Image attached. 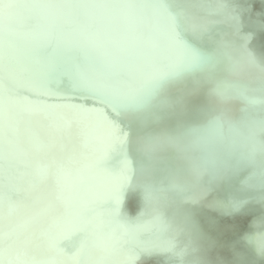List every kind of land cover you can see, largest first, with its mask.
I'll return each mask as SVG.
<instances>
[{"label":"bare ground","instance_id":"bare-ground-1","mask_svg":"<svg viewBox=\"0 0 264 264\" xmlns=\"http://www.w3.org/2000/svg\"><path fill=\"white\" fill-rule=\"evenodd\" d=\"M38 1L46 5L45 11L41 10L35 0H25L26 15L23 21H28V29L35 31L36 24H46L47 17H52L55 24L48 27L50 36L47 38L54 39L56 38L54 36L63 34L67 38L75 40L77 51H80L86 59L89 58V49L102 50L104 59L108 62L107 69L92 70L89 80L104 85L102 87L105 89L103 91L105 97L116 96L120 91H123L121 89L124 86H127L126 88L134 87L135 83H131V80H124V77H116L115 73H112L119 60L126 56L125 51L128 52L133 49L132 42L126 37V34H129L128 30L121 26L119 28L120 33H114L110 25L116 23V19L112 17L111 20L105 17L98 8L99 5L106 3L114 11L119 12L122 17L133 20L136 18L135 13L138 9L144 6L150 7L149 5L135 3L131 0H92L93 3L87 0ZM154 1L158 3L157 9L167 15L170 14L169 11H174V2L167 1L166 4L165 0ZM178 1L181 3L180 25H184L185 19L188 25H196L199 28L200 36H205L206 33L221 36L224 40H229L230 45L240 47L244 52H255L260 65L264 68V31L256 32L253 30L254 37L252 40L243 35H233L232 27H239L241 21H249L247 17L256 16L252 11H247L242 15L246 19L234 13V15L231 13L222 14L225 28L219 29L210 24L212 17L218 16L219 13L212 12L205 0ZM226 1L239 2L238 0ZM252 1L264 3V0ZM208 11L211 12L210 15L206 14L204 17L197 14L198 12L208 13ZM191 12L192 15H190ZM260 18L264 20V16ZM5 21L4 25L9 29L6 31L5 38L0 39V55L5 54L1 50V45L5 46L14 42L16 35L12 29H19L17 19L12 17L9 21L7 19ZM2 23V18H0V24ZM201 23L203 25L199 26ZM73 24L80 25L85 30L81 36L82 39L76 35H69L68 25L73 27ZM141 24L149 38L170 43L172 59L176 60L174 62L184 63L181 53L185 49L182 43L167 35L168 33L171 34L176 27V23L170 17L160 16L142 21ZM158 32L167 36L161 38ZM181 32L184 34L185 31ZM193 44L197 45V43ZM201 44L206 50L220 55L222 61L218 65L210 64V71L198 75L201 77L200 79L194 75L199 83L198 93L190 97L173 95L172 101L166 102L164 100L156 103L159 107V114L149 116L150 119L148 124L144 126V132L150 137L158 135L162 139L161 143L157 144L145 140L141 134L143 128L140 129L141 132L129 129L127 134L121 136L117 134L116 130L111 129L112 127H108L109 130L111 129L110 133L115 137V144L119 148L118 150L113 149L112 154V151L108 152L97 144L89 143L90 139L93 140L96 137L93 132H100L101 129L100 121L97 119L101 113L100 108H91L84 103L72 101L62 102L55 97L40 98L38 101L30 103L28 107H24L22 106L24 102L22 89L18 86L12 88L13 83L11 82L12 79L20 77V75L17 71L9 69L10 65L5 64L6 61H0V103L2 100L5 102L4 93L6 95L7 92H10L12 95V98L4 104V108L0 109V157L9 161L6 150L8 148L14 150L18 147L27 146L28 150L33 152L39 139H43L47 143L50 142L51 150L47 157L57 165L63 163L61 157L77 155L78 164L75 168L72 167L68 177L69 182L63 186L64 188L61 187L63 189L61 193L69 198L73 196V200L70 201L74 202L82 200L88 194H94L97 204L104 211L107 208H115L122 190L126 186L129 188V203L122 215L125 229H118L114 237L97 234V230L104 231V222L109 223L107 219L99 222L92 221L91 223L90 219H87L84 213L85 207L87 203L90 204L93 198L84 199L77 207L75 220L85 222L88 225L90 223L92 227L90 246H85L83 249V256L88 264H94L97 261H104L109 264H117L120 260L127 261L129 257L135 254V249L145 238L146 244L150 246L149 250L159 247L165 252L170 251L171 256L176 257L172 260V264H183L182 256L190 252L182 245L179 238H169L173 236L175 229L181 232V237L185 241V237H189L193 240L192 243L198 245L197 242L206 239L207 246L212 248L215 245L216 234L232 231L225 229L226 225L243 229L245 239L242 240L230 232L225 245L228 247L237 246L242 255L241 257H232L219 264H252L251 259L256 260L257 263L254 264L264 263V245L258 240H254L256 229L260 226L255 215L261 212L254 203L264 202L260 195H253L246 198L245 201L241 200L243 193L251 192L253 189L248 186L252 176L258 171L255 160L262 159L264 161V106H262L264 105V73H258L257 79L250 81L244 77V72L240 73L244 70L240 64L246 62L247 54L246 57L243 56L237 62H230V58L222 55L216 46L207 42L205 44L201 42ZM90 66H85L86 72ZM35 67L36 65H33L32 70L30 69L31 74L38 76L40 75L38 72H33ZM155 70H160L159 65L155 67ZM35 76L32 78L36 79ZM175 88L179 90L177 85ZM244 94L257 100L259 106L254 108L247 104L243 98ZM36 105L48 111L40 114ZM53 108L59 109L62 116L50 113L49 110ZM238 111H242L249 117L246 121H251L255 128L247 127L238 116ZM14 118L25 121L24 126L19 124L21 132L17 128L18 123H14ZM222 118L232 119L233 121L230 120V122L235 123L236 129L232 128L235 126L230 127L221 123ZM129 120L136 123L131 116H129ZM84 126L88 129L84 130ZM23 127H26L27 130H23ZM48 127L52 134L59 130L55 135H52L53 138L46 133ZM34 131L37 133L36 139L30 143L26 142L27 133ZM240 133L250 136V141L242 142L238 138ZM196 150L200 151V156L205 158L204 161L210 160L213 163L211 164L217 167L218 172L213 175L206 174L205 183H207L204 184L202 183V180L204 182L202 179L205 178L204 175L192 171L187 174L184 184L175 185L171 189L163 188L158 177L162 173L165 175L168 173L162 161L173 159L177 152L187 154ZM119 151L121 158L118 159L119 154L116 153ZM150 154L153 155L150 156ZM241 154L245 155L244 159L250 160L241 159L242 161L237 162V158ZM106 156L108 160H106ZM44 161L45 156L43 155L42 160H37L34 165L36 167L43 166ZM118 162H121L122 166L117 165ZM132 162L134 165H129ZM96 164L105 166L106 169L99 170L95 167ZM153 168L156 169L155 172H153ZM188 170L183 165L177 167V171L181 175ZM87 173L88 175L84 177L77 176V174ZM131 174L134 175L131 177ZM232 182L239 183L240 187L237 190L229 191ZM201 185H203L202 189L199 187ZM197 189L200 191V195L195 197L196 200L192 202V196L188 191L193 192ZM76 192L83 195L78 196ZM185 205H188L189 208H186ZM163 207L168 208V212L160 217L161 227H155L150 223L149 217L156 214L161 215L160 212ZM59 209L61 212L55 215L57 217L63 216L62 212H65L66 215L69 211L73 213L72 205H69L68 208L64 205ZM174 214H178L180 217L177 216L174 220L172 219ZM192 214L194 217L190 218ZM52 219H55L54 215L50 221ZM47 224H51V222ZM128 232L134 236L137 235V238L135 237V240L132 241V248L124 249L122 242L126 240ZM51 240L54 245L59 246L67 241V236L60 235ZM152 257L151 254H148L145 260L149 262ZM195 260L197 259L192 258L191 263L198 264L199 260H197L198 262ZM163 264L168 263L164 262Z\"/></svg>","mask_w":264,"mask_h":264},{"label":"water","instance_id":"water-1","mask_svg":"<svg viewBox=\"0 0 264 264\" xmlns=\"http://www.w3.org/2000/svg\"><path fill=\"white\" fill-rule=\"evenodd\" d=\"M87 1L92 2V0ZM131 1L145 3L146 6L149 5L150 7L144 6L138 9L135 13L136 18L133 20L122 17L119 12L114 11L106 3L99 5L100 7L98 8L105 17L111 20L113 19L112 17L116 19V23L113 21L114 24L110 25L114 33H120L119 28L121 26L128 30L129 34H125L133 45L132 50L125 51L127 53L126 56L119 60L112 73H115L116 77H124V80H131V83H135L134 87L126 88L127 86H124L121 89L123 91H120L116 96L105 97L103 92L105 89L102 87L104 85L96 83L91 79L89 80L92 70L107 69L108 62L104 59L102 50L89 49V58L86 59L80 51H77L75 40H71V38H67L63 34L54 36L56 37L54 39L47 38V36H50L48 27L55 24L52 17H47L46 24H36L34 27L35 31L30 30L28 29V21H23L26 15L25 0H0V18H2L3 22L0 24V39L5 38L6 31L9 29V27L4 25V21L6 19L9 21L12 17L18 20L17 27L19 29L11 28L16 35L14 42L5 46L1 45V50L5 54L0 55V61H6L7 63L5 64L10 65L9 69L17 71L20 75V77L12 79L11 82L13 83L12 88L18 86L23 91L24 102L22 106L28 107L30 103L38 101L40 98L55 97L62 102L72 101L80 104L84 103L91 108H100L101 113L97 119L100 121L99 125L101 129L100 132H93V134H96V137L93 140L90 139L89 143L97 144L108 152L112 151L111 154L113 153V149H119L115 144V137L110 133L111 129L116 130L117 134L124 136L129 129L141 132L140 129L143 128L141 134L145 140L157 144L161 143L162 139L158 135L150 137V135L144 132V126L148 124V120L150 119L149 116L159 114V107L156 103L164 100L166 102L172 101L171 99H174V96L190 97L198 93V79L201 78L198 75L204 74L208 70L210 71V64L218 65L222 61L220 55L218 56L206 50L201 42L204 44L207 42L216 46L222 55L230 58V62H237L238 59H242L243 56L246 57L247 54L248 58L246 57V62L240 64L243 66L242 69H244L240 73L244 72V77L250 81H255L258 73H264V68L260 65L259 58L255 52H244L240 47L230 45L229 40H224L221 36L209 33H206L205 36H200L199 28L196 25H188L185 19L184 25H180L181 3L178 0H165L166 4L167 1L174 2L173 5L175 4L174 11H169V15L158 10V3L154 0ZM205 1L212 12L219 13L218 16L212 17L210 22L212 27L225 28L222 14L234 13L246 19L242 15L247 11H252L256 16L247 17L249 21H241V26L239 27H232L234 31L233 35H243L252 40L254 37L253 30H256V32L264 31V20L260 18L264 16V3L252 0H238L240 3L226 0ZM35 2L39 4L41 10L45 11L46 5L41 4L38 0H35ZM210 13L208 11V13L198 12L197 14L204 17L206 14L210 15ZM192 14L191 12L190 15ZM160 16H168L176 23L173 32L167 35L175 41L182 43L185 49L181 53L182 59H184V63L182 64L174 62L176 60L172 59V46L169 45L170 43L149 38L142 28V21L155 19ZM107 22L106 24H108ZM200 25H203V23ZM68 27L70 29L66 28L70 36L76 35L79 39H82L81 36L85 32L82 26L73 24V27L69 25ZM180 30H184V34ZM158 34H160L161 38L167 36L160 32ZM193 43H197V45ZM33 65H36L33 72H38L40 75L35 76L31 74ZM88 65L91 66L88 67L86 72L85 66ZM157 65H159L160 70H155ZM194 75H197V78H199L195 79ZM32 76H35L36 79H33ZM175 85L178 86L179 90L175 88ZM3 98L5 102L2 100L0 109L4 108V104L12 98V95L10 92H7L6 95L4 93ZM243 98L251 107L256 108L259 106L257 100L247 97L245 94ZM36 107L40 114L48 111L39 105H36ZM49 111L53 115L62 116V112L59 109L53 108ZM237 114L247 127L255 128L251 121H246L249 117L242 111H238ZM63 115H65L64 112ZM129 116L133 117L136 123L130 122ZM226 119L222 118L221 123H225L230 127L235 126L234 122H230L232 119ZM14 123H18L17 128L21 132L19 124L24 126L25 121L14 118ZM108 127L112 128L109 130ZM232 128L236 129V126ZM22 129L27 130L26 127ZM83 129L87 130L88 127L84 126ZM58 131L52 134L49 127L46 129V133L51 138ZM36 137L37 133L35 131L27 133L26 142L30 143ZM238 138L242 142L250 141V136L242 133L238 134ZM6 150L9 161H5L0 157V264H88L83 256V249L85 246H90L89 241L92 233L90 223L92 221L99 222L107 219L109 222L108 224L106 221L104 222V231L97 230V234L100 236L107 235L114 237L118 229H125L122 215L125 213L126 206L129 203L128 186L122 190L119 199L116 201V207L107 208L105 211L100 209L97 200L94 198V194H88L78 202L70 201L73 200V196L69 198L62 194L61 190L63 189L61 187L69 182L68 177L71 174V169L72 167L75 168L78 164L77 155L61 157V162L63 163L57 165L47 157L50 154L51 144L49 141L47 143L43 139L37 141L35 151L33 152L28 150L27 146L18 147L14 150L8 148ZM119 153L120 151L116 154L118 155ZM43 155L45 156L43 166L36 167L34 163L37 160L41 161ZM152 155L150 154V156ZM174 155L173 159L162 161L166 166L168 175L162 173L158 179L165 189H171L175 185L180 186L184 184L187 174L192 171L204 175L203 177L205 178H202L204 182L201 179L204 184L207 183H205L206 174L213 175L218 172L217 167L212 165L213 163L210 160H206L207 162L203 160L205 158L200 156L199 150L187 154L177 152ZM216 156H218L217 153ZM244 157L245 155L241 154L237 158V162L241 159L245 161L250 160L244 159ZM117 158H121V155L119 154ZM153 159L156 160V158ZM106 160H108L107 156ZM132 164L134 165V162L129 165ZM117 165L122 166L121 162H118ZM178 165H183L185 169L189 170L183 172L181 175L177 171ZM255 165L258 171L252 176L251 183L248 186L253 189L251 192L243 193L241 200L245 201L248 197L260 195L264 202V161L257 159L255 160ZM95 167L99 170L106 169L105 166L100 164H96ZM57 169L59 170L57 171ZM155 171L156 169L153 168V172ZM87 175L88 173L77 174L78 177ZM132 175L134 174H131V177ZM199 187L202 189L203 185ZM239 187V183L232 182L229 191L233 189L237 190ZM78 192H76L78 196L83 195ZM188 192L192 196V202L196 200L195 197L200 195L198 189ZM86 198H93L90 204H86V211L84 212L87 219H90L89 225L75 220L76 209ZM228 204L229 202L226 207ZM64 205L67 208L69 205H72L73 213L69 211L66 215L65 212H62L63 216H55L61 212L59 208ZM254 205L261 211L255 215L260 226L256 229L254 240L256 239L264 245V214H262L264 212V203L255 202ZM185 206L189 208L188 205ZM167 212L168 208H161V215L156 214L149 217L150 223L155 227H161L160 217ZM53 215L55 219L50 221ZM177 216L180 217V215L174 214L172 219L175 220ZM192 217H194V214L190 216V218ZM169 220L171 221V218ZM49 222L51 224H47ZM225 229H230L232 230L230 232H233L238 238L245 239L243 229H237L232 225H226ZM230 232L223 231V233L216 234L215 245L212 248L207 246L206 239L197 242L198 245L192 243L193 240L189 237H185V241L181 237V232L176 229L173 236L169 238H179L182 245L190 252L182 256L183 264H192V258L199 260L200 264H219L232 257H241L242 255L237 246L228 247L225 245ZM60 235L67 236V241L59 246L54 245L51 239L58 238ZM126 235V240L122 242V247L130 249L133 247L132 241L135 240V237L137 238V235L134 236L130 232ZM145 240L146 238L140 242V245L135 249L136 251L134 250L135 254L133 256L129 257L127 261L120 260L117 264H146L148 261L145 260V257L148 254L153 256L148 264H163L164 262L172 264V260L176 257L171 256L170 251L165 252L159 247L149 250L150 246L146 244ZM203 249L204 252H202ZM251 262L254 264L256 260L251 259ZM94 264L109 263L97 261Z\"/></svg>","mask_w":264,"mask_h":264}]
</instances>
